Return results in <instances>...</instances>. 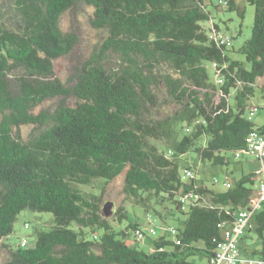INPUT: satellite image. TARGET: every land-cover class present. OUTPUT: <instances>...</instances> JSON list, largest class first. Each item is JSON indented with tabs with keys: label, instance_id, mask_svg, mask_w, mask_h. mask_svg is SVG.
<instances>
[{
	"label": "trees",
	"instance_id": "1",
	"mask_svg": "<svg viewBox=\"0 0 264 264\" xmlns=\"http://www.w3.org/2000/svg\"><path fill=\"white\" fill-rule=\"evenodd\" d=\"M205 1L0 0L1 264H197L215 255L217 225L232 224L249 206L257 174L213 191L195 177L183 181L179 157L224 165L223 152L243 149L249 132L264 130L248 119L251 107L262 108L252 100L264 78V0H245L254 18L237 50L244 60L202 27L210 19ZM226 2L242 19L236 0ZM82 4L106 37L88 60L71 61L61 80L54 62L76 52L79 34L60 21ZM49 100L54 105L36 111ZM23 126L30 127L25 137ZM120 176L124 195L154 225L184 217L175 228L179 244L137 222L115 231L102 196L79 188ZM189 191L200 198L182 210L179 197ZM23 210L51 216L49 228L35 230L33 247L6 241ZM116 215L127 220L121 209ZM139 229L137 242L151 240L148 253L127 243ZM238 245L244 259L264 261V201Z\"/></svg>",
	"mask_w": 264,
	"mask_h": 264
},
{
	"label": "rangeland",
	"instance_id": "2",
	"mask_svg": "<svg viewBox=\"0 0 264 264\" xmlns=\"http://www.w3.org/2000/svg\"><path fill=\"white\" fill-rule=\"evenodd\" d=\"M210 1V2H209ZM205 1L206 11L210 14V19L208 21L202 22L201 25L208 33V30L212 24L216 25L222 34H225L231 38V46L228 47V54L238 60H244V57L237 53L238 48L251 36V29L254 18V7L249 5L245 0H236L237 6L243 11V18L241 19L237 11H229L227 6H220L219 1L225 2L227 0H209ZM92 19V9L86 5H80L75 10L67 12L61 18V27L67 29L73 27L77 30L79 34L78 48L74 54L69 57H62L54 62L55 75L61 79L65 80L68 75V67L71 61H85L88 60L94 51L101 45L102 41L106 37V32L103 30L95 29L91 26ZM258 106H262L261 110L252 118V122L256 126L264 125V78L258 79L254 86V96L253 100ZM161 102L165 104L163 99ZM55 101L49 100L36 108L39 111L43 108L51 107L54 105ZM72 103V102H70ZM162 110L167 111L165 105H163ZM161 110V111H162ZM30 131V127L23 126L20 128V132L25 137ZM160 151L169 152L166 149L165 144L162 142H157ZM225 158L224 165H213L207 161L200 162L199 158L194 153H187L179 157V164L181 167H190L196 173L197 178L202 182L204 186L213 191H224L226 188L223 186L224 182H229L232 184L238 180L242 175L248 174H258L262 166V163L254 160L249 156H244L241 159H235L234 154L231 151H225L222 154ZM217 180V183L214 181ZM257 179L255 180V182ZM80 190L88 192L95 195L102 196V205L109 203L107 210L110 225L115 231H119L123 228L124 223L127 222H137L139 224H145L146 214L144 209L132 202L131 199L126 197L123 193V178L122 176L116 178L115 180L105 183L102 179L94 180L88 186L79 187ZM121 209L127 215V220L120 224L117 221L116 212ZM156 209L163 214L165 219L169 218L167 215V210L164 206L157 207ZM180 218L167 220V225L182 229V220L184 217L178 215ZM163 218V219H164ZM181 220V221H180ZM51 216L47 213L31 212L29 210L21 211L13 224V232L6 238V241L11 245H18L22 240H26L27 247H33L34 245V232L36 229H47L50 226ZM156 220L155 226L157 224L165 225L166 223ZM100 233V231H96ZM130 238L127 239V243L135 245L139 249H143L145 252H150L151 250V240L145 237L144 243L141 241L134 240V235L131 231ZM158 235L166 234V230L158 227ZM6 243L5 240L0 242V244ZM6 252L3 251L0 255V264L6 259ZM194 261L197 264H204L205 260L200 258H195Z\"/></svg>",
	"mask_w": 264,
	"mask_h": 264
},
{
	"label": "built area",
	"instance_id": "3",
	"mask_svg": "<svg viewBox=\"0 0 264 264\" xmlns=\"http://www.w3.org/2000/svg\"><path fill=\"white\" fill-rule=\"evenodd\" d=\"M222 6H227V2L219 1ZM210 38L213 39L217 44L223 45L225 47L231 46V38L225 34H222L219 29H216L213 25L210 26ZM216 67V64L213 65ZM218 82L220 80L218 79ZM258 112L257 107H251L248 111V119H252ZM172 155L171 152H168ZM235 159H241L244 156H249L254 160L262 163L264 161V130L258 131L256 129L248 133L244 140V148L233 152ZM181 179L183 181H190L195 177L193 169L190 167H181L180 172ZM257 184L255 187V192L251 198V202L248 207L240 210L238 213L237 220L230 225L218 224L220 230V239L216 241V253L214 256L209 257L205 264H264V261L259 260H247L241 256L238 241L240 237L244 234L246 228L250 226L251 218L264 201V165L261 171L257 174ZM218 181L215 180L214 183ZM223 186L228 189L231 187L230 183L224 182ZM199 195L193 191L183 192L179 197V203L182 210H186L191 203H196L199 200ZM152 217L150 215L146 216V227L147 231L157 236L158 227L154 225ZM161 229L166 230L169 235H171L177 244L179 240L177 238V230L170 226L160 225ZM143 230L139 229L133 233L134 239L141 240L144 236L142 234ZM22 246L25 245L24 241L21 243Z\"/></svg>",
	"mask_w": 264,
	"mask_h": 264
},
{
	"label": "water",
	"instance_id": "4",
	"mask_svg": "<svg viewBox=\"0 0 264 264\" xmlns=\"http://www.w3.org/2000/svg\"><path fill=\"white\" fill-rule=\"evenodd\" d=\"M108 207H109V203H105L102 207V215L105 218L108 216V213H107Z\"/></svg>",
	"mask_w": 264,
	"mask_h": 264
},
{
	"label": "crops",
	"instance_id": "5",
	"mask_svg": "<svg viewBox=\"0 0 264 264\" xmlns=\"http://www.w3.org/2000/svg\"><path fill=\"white\" fill-rule=\"evenodd\" d=\"M195 179H196V181H197V184H202V182L197 178V176H196V173H195ZM229 183V182H228ZM163 236H166V234H163ZM143 243H144V241H143ZM205 264V263H204Z\"/></svg>",
	"mask_w": 264,
	"mask_h": 264
}]
</instances>
